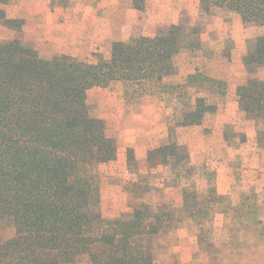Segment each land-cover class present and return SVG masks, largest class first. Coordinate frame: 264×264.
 <instances>
[{"label": "rangeland", "instance_id": "1", "mask_svg": "<svg viewBox=\"0 0 264 264\" xmlns=\"http://www.w3.org/2000/svg\"><path fill=\"white\" fill-rule=\"evenodd\" d=\"M132 2L16 0L3 8L23 20V28L0 23V41L20 39L45 59L65 54L95 62L114 42L153 36L170 25L182 27L186 39L196 32L200 49L177 56L176 74L165 79L167 86L115 81L89 91L92 114L109 124L118 145L117 159L97 168L102 215L118 218L137 202L164 212L157 264H264V132L259 136L262 123L247 119L233 96L234 85L247 79L244 48L247 52L264 27L245 26L238 14L222 9L207 14L201 0H146L144 12ZM197 73L225 83V95L221 87L208 93L207 84L186 87L189 75ZM258 76L264 80V69ZM205 96L217 113L207 114L201 126L176 131L178 142L188 148L189 163L148 166V151L167 143L169 128L183 110ZM228 118L235 124L222 127L219 121ZM130 182L143 193L136 200ZM12 236L13 228L0 225V243ZM72 264L92 262L82 255Z\"/></svg>", "mask_w": 264, "mask_h": 264}, {"label": "trees", "instance_id": "2", "mask_svg": "<svg viewBox=\"0 0 264 264\" xmlns=\"http://www.w3.org/2000/svg\"><path fill=\"white\" fill-rule=\"evenodd\" d=\"M14 1L0 0V23L21 31L24 21L3 8ZM132 3L135 10H146V0ZM215 8L238 14L245 26L264 27V0H201L207 14ZM194 34L186 39L182 27L170 25L153 36L114 42L95 62L65 54L45 59L20 39L0 41V225L14 230L0 243V264H72L82 255L92 264H157L164 212L137 202L118 218L102 215L97 168L117 159L118 145L109 124L92 114L88 93L115 81L167 86L177 56L200 49ZM243 64L247 79L237 87V102L247 119L262 123L261 136L264 80L258 73L264 69V34L250 44ZM188 80L186 87L207 84L208 93L221 87L225 95L226 84L210 76L197 73ZM207 97L195 98L183 110L167 143L148 151V166L189 163L176 131L201 126L207 114L217 113ZM128 161H135L132 150ZM129 189L134 200L143 194L135 182Z\"/></svg>", "mask_w": 264, "mask_h": 264}, {"label": "crops", "instance_id": "3", "mask_svg": "<svg viewBox=\"0 0 264 264\" xmlns=\"http://www.w3.org/2000/svg\"><path fill=\"white\" fill-rule=\"evenodd\" d=\"M250 46V45H249ZM249 48V47H248ZM245 49V53L242 55L243 57H242V63H243V59H244V57H245V55L247 54V52H248V50H247V52H246V47L244 48ZM243 65V67H244V64H242ZM237 86L238 85H234V87H233V96H235L236 97V90H237ZM235 106L237 107V105L235 104ZM239 115H241V116H243L242 115V113L240 114L239 113ZM244 116H245V114H244ZM222 117V116H221ZM219 123H221V125H222V127H224V126H226L227 124H235V121L234 122H232V119H230V118H228V120L226 119V121H219ZM217 135V137H219L220 136V131H217V132H215V136Z\"/></svg>", "mask_w": 264, "mask_h": 264}]
</instances>
